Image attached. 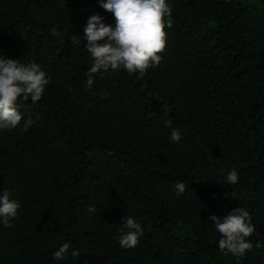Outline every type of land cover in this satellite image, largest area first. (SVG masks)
Listing matches in <instances>:
<instances>
[{
	"label": "trees",
	"instance_id": "1",
	"mask_svg": "<svg viewBox=\"0 0 264 264\" xmlns=\"http://www.w3.org/2000/svg\"><path fill=\"white\" fill-rule=\"evenodd\" d=\"M166 3L159 66L143 78L101 70L88 89L84 26L95 13L116 23L100 0H0V55L51 80L0 130V195L21 203L11 227L0 223V264H264V0ZM233 168L235 185L222 181ZM238 206L256 225L243 257L220 250L207 219ZM129 216L144 234L124 249ZM64 243L68 257L54 259Z\"/></svg>",
	"mask_w": 264,
	"mask_h": 264
},
{
	"label": "clouds",
	"instance_id": "2",
	"mask_svg": "<svg viewBox=\"0 0 264 264\" xmlns=\"http://www.w3.org/2000/svg\"><path fill=\"white\" fill-rule=\"evenodd\" d=\"M100 5L113 14L116 23L115 26L105 23V18L95 13L84 26L85 47L93 60L86 87L91 89L94 74L101 70L107 72L109 69L116 71L123 68L129 74L138 73V78H143L149 69L158 67L167 44L168 33L165 29L173 25L172 8L166 0H100ZM51 35L65 42L64 33L58 29L53 28ZM68 38L74 45L80 42L76 34ZM50 82L47 72L38 63H22L0 55V130L16 127L23 118L19 110L21 101L31 98L33 103L38 102ZM31 123V120L26 121L25 128ZM167 123L171 125V121ZM170 139L173 142L181 140L178 128L172 130ZM238 179V172L233 168L222 181L235 185ZM175 188L177 195H181L186 185L178 182ZM230 196L235 198V191ZM20 208L21 203L10 198L9 191L4 190L0 195V223L11 227V221L18 216ZM88 211L91 213L96 209L89 207ZM123 219L127 231L122 230L119 246L124 249L135 248L144 234V228L134 217ZM207 219L221 235L218 246L225 254L243 257L253 250L250 238L256 231V225L246 208L238 206L226 215L212 214ZM71 247V243L62 244L53 253L54 259H66ZM255 247L260 248L262 245L256 243ZM70 255L78 257L80 252L73 250Z\"/></svg>",
	"mask_w": 264,
	"mask_h": 264
}]
</instances>
